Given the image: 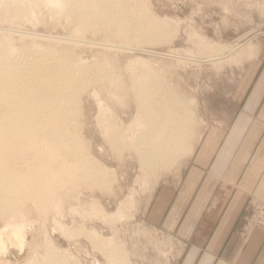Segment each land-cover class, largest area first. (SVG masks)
<instances>
[{"label": "rangeland", "instance_id": "374dc122", "mask_svg": "<svg viewBox=\"0 0 264 264\" xmlns=\"http://www.w3.org/2000/svg\"><path fill=\"white\" fill-rule=\"evenodd\" d=\"M6 1L0 0V43L23 50L26 46L55 49L61 56L67 52L75 61L82 60L87 81L79 98L81 110L76 114L75 125L91 152L113 168L111 178L115 179L110 178L105 187L79 184L74 192L67 194L65 188H58L46 213L35 208L31 201L11 213L0 210V235H4L5 240L4 244L0 243V264H43L47 239L73 255L66 258L67 264H179L185 241L175 227L159 221L155 211L161 196L172 190L177 192L176 175L179 171V175L182 174L185 161L191 157L180 158L167 170L158 168V179L155 171L141 166L133 144H129L130 140L139 139L138 132L142 130L137 92L140 85L145 84L152 91L156 87L151 94L154 104L161 103L166 96L174 104L175 100L183 98L180 100L186 99L193 109L195 107L197 124L189 141L195 147L219 116L231 115L234 101L251 81L264 55V0H145L160 18L173 21L171 31L177 29L174 37L161 42H138L133 35L124 40L115 23L109 24L111 27L106 30L101 27L100 31L83 27L78 12L58 3L60 0H10V5L5 4ZM25 6L30 8L28 12H23ZM174 23L176 29H173ZM249 38L250 41L245 42ZM128 41L133 43L123 46L122 43ZM244 42V46H238ZM250 44L252 55H248L251 50L246 49ZM232 48H236L235 51L223 62L206 60L224 55ZM177 51L191 57L196 55L200 60L180 61L167 54ZM144 76H149L148 82V78L141 80ZM100 101L111 109L109 118L102 111ZM108 128L119 135L124 132L132 139L123 141L118 151L113 150L103 136ZM254 198L257 196L248 198L241 225L244 233H247L243 228L245 216L253 212ZM95 204L112 213L113 220H103ZM57 221L63 223L68 232L60 230ZM20 222L25 223L20 230L24 235L22 241L19 235L16 238V230L10 226L9 231L7 229L8 223L21 225ZM256 226L264 228L257 224L253 229ZM81 228L95 230L97 235L106 237V241H110L108 249L96 246Z\"/></svg>", "mask_w": 264, "mask_h": 264}, {"label": "bare ground", "instance_id": "6f19581e", "mask_svg": "<svg viewBox=\"0 0 264 264\" xmlns=\"http://www.w3.org/2000/svg\"><path fill=\"white\" fill-rule=\"evenodd\" d=\"M11 2L8 0L5 4L10 5ZM58 3L75 9L80 16V25L92 27L94 31L95 28L100 31L101 27L109 29L111 27L109 24L115 23V26H119V34L123 39L133 35L138 42L143 40L144 42H161L170 40L177 33L175 23L172 28L176 30L171 31L172 20L160 18L149 8L145 0H60ZM9 5L7 6L9 7ZM26 6L23 12H28L29 7L26 9ZM59 6L61 7V5ZM20 10L22 9L20 8ZM97 24L101 25L98 27ZM68 38L71 39V37ZM250 39L245 42L248 43ZM107 40L109 39L105 41ZM57 41L63 43V41ZM245 42L238 46H244ZM125 43H122L123 46L131 45L133 42ZM11 46L12 44L0 43V210L3 212L9 210L11 213L21 204L31 201L35 208L45 212L53 203L58 188H65L67 194L68 191L74 192L75 187L83 183L90 186H107L111 175H114L113 168L107 166L91 152L82 133L75 125L76 114L81 110L80 104L78 105L79 98L87 81L82 60L75 61L76 59H72L67 52L65 56H61L58 51L50 48L36 49L26 46L23 50L15 47L13 49ZM235 49L232 48L224 55L208 57L206 60L223 62V59L230 57ZM246 49L251 50L252 44L248 45ZM178 51L167 54L180 61L200 60L194 54V57H191L182 55ZM247 54L252 55L253 51L251 50ZM148 77L144 76L141 80L144 82ZM146 84L148 85V83ZM140 86V88L138 86L139 91L137 92L141 111L139 126H142V130L138 132L139 139L132 141L130 140L132 137L128 134L123 132L122 135H119L116 131L110 130V127L105 129L103 136L110 148L117 151L123 141L130 140L129 144H133L141 166L144 169L155 171L154 176L156 175L157 178L159 169L167 170L178 163L180 158L193 153L195 147L191 146L189 141L197 124L195 107L193 109L186 99L180 100L183 98L179 99L178 96L176 97L178 101H174L175 104L173 101H169L168 97L167 100L166 96L164 97L166 100L162 98L161 103L154 104L151 94L156 87L152 91L145 84ZM100 103L102 111L109 118L111 109L109 110L103 101ZM127 127L129 128V126ZM113 178L115 179V177L111 179ZM95 205L103 220L104 218L107 221L113 220L112 213L105 211L103 207L99 206L100 204ZM23 212L25 211L23 210ZM23 223L20 222L21 225L8 223L7 225V229L10 226L9 228H12L13 231H17H15V236L17 235L16 238H18L19 235L20 241L24 236L20 233L25 224ZM56 224L64 233L68 232V228L63 223L57 221ZM86 229L82 230L88 234L91 241L106 251L110 241H106L107 238L99 236L100 234L97 235L95 230L87 231ZM3 236L0 235L2 244L5 241ZM45 248L43 264H67L66 258L71 255H69L68 249L59 247L51 239H47ZM116 263L118 264V262Z\"/></svg>", "mask_w": 264, "mask_h": 264}, {"label": "crops", "instance_id": "0c3cea01", "mask_svg": "<svg viewBox=\"0 0 264 264\" xmlns=\"http://www.w3.org/2000/svg\"><path fill=\"white\" fill-rule=\"evenodd\" d=\"M233 108L202 134L177 192L157 203L155 216L185 241L179 264H264V228L241 230L249 196L264 199V55Z\"/></svg>", "mask_w": 264, "mask_h": 264}, {"label": "built area", "instance_id": "2783aa9c", "mask_svg": "<svg viewBox=\"0 0 264 264\" xmlns=\"http://www.w3.org/2000/svg\"><path fill=\"white\" fill-rule=\"evenodd\" d=\"M253 212L245 216L244 230L249 233L257 224L264 226V199L259 197L252 200Z\"/></svg>", "mask_w": 264, "mask_h": 264}]
</instances>
